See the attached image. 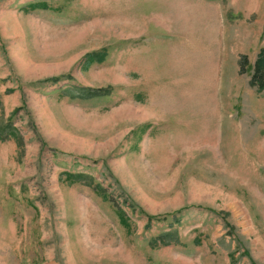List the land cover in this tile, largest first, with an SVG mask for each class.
I'll return each instance as SVG.
<instances>
[{
  "label": "rangeland",
  "instance_id": "374dc122",
  "mask_svg": "<svg viewBox=\"0 0 264 264\" xmlns=\"http://www.w3.org/2000/svg\"><path fill=\"white\" fill-rule=\"evenodd\" d=\"M263 44L264 0H0V264H264Z\"/></svg>",
  "mask_w": 264,
  "mask_h": 264
},
{
  "label": "trees",
  "instance_id": "16d2710c",
  "mask_svg": "<svg viewBox=\"0 0 264 264\" xmlns=\"http://www.w3.org/2000/svg\"><path fill=\"white\" fill-rule=\"evenodd\" d=\"M47 7L48 6L44 3L29 4L25 7V11H32L36 9L45 10L47 9ZM92 59H90V61H92ZM101 59L102 58H99L97 59V61L95 59V61L99 63ZM246 64H247L246 57L240 56L238 60V73L239 74L244 73V66ZM57 80L58 78H52L51 81L57 82ZM248 84L249 86L254 87L257 93H260L264 90V44L259 48L258 52L255 55V58L252 64V73L248 81ZM108 91H109L108 89L77 88L73 90V93L71 91H68L67 93L70 99L85 100V99H91V98H94L100 95H107ZM64 176L67 179V181L71 183H79L83 179V176L81 175L65 174ZM92 189L93 191L94 190L96 191V189H98L97 185H93ZM118 215L121 217V215L117 212L116 216L118 218V222L125 225V220H122V218H120ZM151 219H152L151 217L147 218V220H151ZM172 237H173L172 235L167 233L159 237L157 239V242H159L160 245L162 246H167L171 241L169 240V238H172ZM164 240H167V241H164Z\"/></svg>",
  "mask_w": 264,
  "mask_h": 264
},
{
  "label": "crops",
  "instance_id": "0c3cea01",
  "mask_svg": "<svg viewBox=\"0 0 264 264\" xmlns=\"http://www.w3.org/2000/svg\"><path fill=\"white\" fill-rule=\"evenodd\" d=\"M134 98H135V99L138 98V94H136V95L134 96Z\"/></svg>",
  "mask_w": 264,
  "mask_h": 264
}]
</instances>
